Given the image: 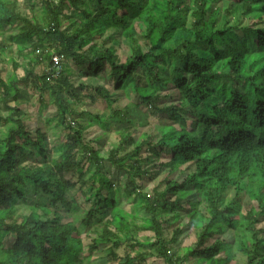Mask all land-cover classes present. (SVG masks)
<instances>
[{
  "label": "trees",
  "instance_id": "16d2710c",
  "mask_svg": "<svg viewBox=\"0 0 264 264\" xmlns=\"http://www.w3.org/2000/svg\"><path fill=\"white\" fill-rule=\"evenodd\" d=\"M5 27L14 29L0 54L14 46L23 76L0 70V264H235L236 252L264 264V0H0V37ZM53 56L93 77L107 69L110 85L88 99L110 108L131 92L153 109L151 122L141 118L136 136L115 132L104 156L69 120L70 72L55 71ZM164 86L173 104L160 102ZM24 87L42 104L47 95L53 126L66 133L48 166L24 164L46 156L44 132L18 116ZM164 172L170 179L147 190ZM21 202L30 212L18 221ZM141 232L152 236L141 241ZM187 234L194 245L176 254Z\"/></svg>",
  "mask_w": 264,
  "mask_h": 264
},
{
  "label": "rangeland",
  "instance_id": "374dc122",
  "mask_svg": "<svg viewBox=\"0 0 264 264\" xmlns=\"http://www.w3.org/2000/svg\"><path fill=\"white\" fill-rule=\"evenodd\" d=\"M21 3V12L28 13L27 9L24 7V5ZM263 25V24H261ZM14 27H5L4 34L2 37H0V46L3 44L4 40H6L9 33L13 32ZM139 32V27H137ZM140 42L142 40L140 39V34L137 35ZM125 44V42H123ZM6 48V50L0 54V70H1V77L3 79H6L9 75L14 74L16 77L23 76V71L21 67H16L13 69V65L10 61V58L12 55H14L16 48L9 47ZM124 46L120 44V48L122 49ZM120 49H117V54L120 55ZM61 67L67 68L70 72L69 82L73 85V89L71 90V93L68 92L66 94H63V98L65 99V102L67 104H70L72 107V110L74 112V115L70 116L69 120H76L77 123H80L81 126L84 127V133H83V140L89 141L93 140L95 141L96 145L101 149V152L104 156H106L107 152H109L111 149H114V140L113 136L115 132H119L123 129L129 130L133 135L136 136L138 133L142 132V128L140 125L142 124L141 118L148 120L152 117L153 109L150 107L145 106L144 104L138 105V99L137 97L132 94L131 92L128 93L127 96H122L119 101L111 102L109 103L110 108H107L103 102L100 100H94L93 102L88 99L86 96L90 92L93 91V89L98 87H108L110 85L109 76H108V70L105 69L102 73L98 74L97 76L93 77L88 74L87 65L83 67H75L70 60L68 59H61ZM34 71L36 73H41L42 70H47L48 64L46 63L44 65V68L39 65L33 66ZM43 68V69H42ZM140 71H137L134 76L140 77ZM81 86V87H80ZM86 88V89H85ZM171 86L162 87L160 90V102L162 101L165 103H171L173 104V101L175 100L174 92L171 89ZM168 96V97H167ZM170 96V97H169ZM40 97L36 94V92L32 91L28 87L22 88L21 96L19 97V104L22 106V111L19 113V117L23 119H27L34 123L42 132H44L46 136L45 140V149H46V156L45 160H42L38 156L34 157L33 155L27 154L25 155L24 164L27 166H37V165H50L51 160L57 158L58 153L55 150L57 146L62 144V142L66 138V133L61 129L53 126L52 121L55 112L53 107L48 102V97L45 94L41 100H43L45 103H41ZM162 103H160V106H162ZM0 108H2L0 104ZM123 109L130 110L131 113L129 115H124V120L120 121L114 117L111 116V113L113 110H119L123 111ZM93 115H98L101 117V121H108V126L101 127V125L98 123V121L93 120ZM79 116V117H77ZM52 117V118H51ZM46 118H51V121H46ZM153 118V117H152ZM155 120V116H154ZM164 122L167 121L166 118L163 119ZM154 124V123H153ZM1 128V125H0ZM142 129V130H141ZM77 157H79L77 155ZM45 162V164L43 163ZM103 169L105 172L111 171L110 166L107 162H104L102 164ZM90 168V166H89ZM77 175L74 173L73 178L74 180H77ZM89 177V174H86L83 177V180H87ZM163 179H170V175L167 176V174L164 172L160 174L158 177L153 178L152 182L149 184V186L146 188L147 190L150 189L151 186L159 185V183ZM84 189V188H83ZM73 195L77 197V200L79 204H81L82 197L80 191H73ZM229 197L232 196V192L229 193ZM30 200L32 204H35L39 201V197L37 194L31 193L30 194ZM46 201V200H45ZM84 206H87L86 203H84ZM85 208V207H84ZM57 211H62L60 205H58L57 209H53ZM30 212L27 205L25 203H17L15 205V212L14 216H21V215H27ZM141 213V211H140ZM142 214V213H141ZM140 214V216H141ZM17 220H20V217L17 218ZM264 231V220H261V223L259 225ZM81 231L83 232H90V229H83L81 228ZM152 234L149 232H141L139 233L138 237L141 241L145 237H151ZM224 240H227V238L223 237ZM84 243L87 242V240L83 239ZM10 241L9 236H5L2 240L4 246L7 245V243ZM229 241V239H228ZM195 242V238L191 234H187L179 240L178 245V251H176V254L182 255L183 250L187 247L193 246ZM210 242H207L206 245H209ZM146 253H154L153 249L146 248ZM175 252V251H174ZM121 253V252H119ZM102 254H95L94 258H98ZM234 261L235 264H243L245 259L243 256H241L239 253L234 254ZM95 258V259H96ZM149 264H163L161 260L159 259H149ZM183 264H196L195 259H189L186 260Z\"/></svg>",
  "mask_w": 264,
  "mask_h": 264
},
{
  "label": "built area",
  "instance_id": "2783aa9c",
  "mask_svg": "<svg viewBox=\"0 0 264 264\" xmlns=\"http://www.w3.org/2000/svg\"><path fill=\"white\" fill-rule=\"evenodd\" d=\"M51 62L53 63V67L55 68V71L58 72V70H60V64H61L60 59L56 56H53L51 58Z\"/></svg>",
  "mask_w": 264,
  "mask_h": 264
}]
</instances>
